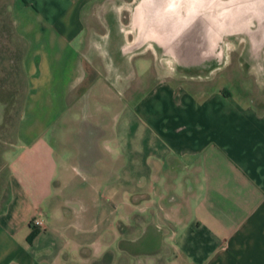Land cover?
<instances>
[{"label": "crops", "instance_id": "1", "mask_svg": "<svg viewBox=\"0 0 264 264\" xmlns=\"http://www.w3.org/2000/svg\"><path fill=\"white\" fill-rule=\"evenodd\" d=\"M20 1L23 47L0 73V129L15 133L0 264H264V102L237 98L221 74L160 71L221 70L220 42L248 31L229 62L254 77L264 4ZM68 134L85 176L73 199L53 147Z\"/></svg>", "mask_w": 264, "mask_h": 264}, {"label": "rangeland", "instance_id": "2", "mask_svg": "<svg viewBox=\"0 0 264 264\" xmlns=\"http://www.w3.org/2000/svg\"><path fill=\"white\" fill-rule=\"evenodd\" d=\"M245 1V2H244ZM249 0H242V10L248 9ZM257 2L264 4V0ZM244 3V4H243ZM246 5V6H245ZM130 7V4H128ZM126 15V14H124ZM245 17V15L243 16ZM27 16L24 14L23 3L20 0H0V73L3 70H7L10 63H14L18 56V51L23 47L22 37L15 31V25L25 21ZM122 20L128 22L127 15L122 16ZM240 35V36H239ZM248 31H241L240 34L235 35L232 39L231 36L225 35L224 42L227 46L221 48L218 46L217 50L222 49L219 57H224V63L222 69H214L204 75L197 76L194 79H185L179 77L174 72V65L168 60L162 62L161 74H166L172 81L189 80L195 84H206L217 81V76L221 74V81L225 83L226 87L229 88L233 94L242 100H250L252 102H264V62L258 63L255 68H252V72H255V76H248L246 68L240 63H230L229 61L239 53L238 45L235 41H242L247 39ZM242 41L241 44H244ZM264 57V49L256 60ZM225 65V67H223ZM156 72H148L146 76H156ZM147 81V80H146ZM152 79L148 81L151 82ZM220 81V82H221ZM222 85V84H221ZM149 84L146 85L148 87ZM198 86V85H196ZM140 95H131L128 97L129 102H135ZM18 101V99H17ZM15 133L13 127L5 126L0 129V207L7 195L6 189V171H7V159L5 157L6 150L11 149L12 142L14 141ZM55 150V156L57 159L65 156V165L59 170L62 177V193L66 198H76V187L84 184L85 176L79 171V167L76 164V138L72 135L65 136V139L60 143L53 144Z\"/></svg>", "mask_w": 264, "mask_h": 264}, {"label": "built area", "instance_id": "3", "mask_svg": "<svg viewBox=\"0 0 264 264\" xmlns=\"http://www.w3.org/2000/svg\"><path fill=\"white\" fill-rule=\"evenodd\" d=\"M225 46H227V44L223 41L222 44H221V48H223ZM218 53H219V55H221L222 49L218 50ZM31 225L34 226V227H37V228H40V227L43 226L41 220L38 217H35V218L32 219Z\"/></svg>", "mask_w": 264, "mask_h": 264}, {"label": "trees", "instance_id": "4", "mask_svg": "<svg viewBox=\"0 0 264 264\" xmlns=\"http://www.w3.org/2000/svg\"><path fill=\"white\" fill-rule=\"evenodd\" d=\"M37 232H38V228L31 225V231L27 236L28 242L32 241V239L35 237Z\"/></svg>", "mask_w": 264, "mask_h": 264}, {"label": "bare ground", "instance_id": "5", "mask_svg": "<svg viewBox=\"0 0 264 264\" xmlns=\"http://www.w3.org/2000/svg\"><path fill=\"white\" fill-rule=\"evenodd\" d=\"M132 46V45H131ZM136 52V51H135Z\"/></svg>", "mask_w": 264, "mask_h": 264}]
</instances>
